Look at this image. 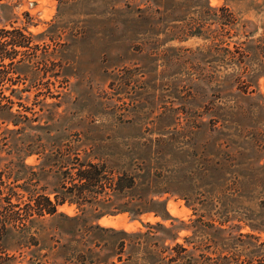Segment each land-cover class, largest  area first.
<instances>
[{"label": "rangeland", "instance_id": "1", "mask_svg": "<svg viewBox=\"0 0 264 264\" xmlns=\"http://www.w3.org/2000/svg\"><path fill=\"white\" fill-rule=\"evenodd\" d=\"M11 25L31 33L32 62L1 89L29 118L0 112L1 169L30 165L52 199L61 142L126 158L151 144L180 191L165 218L96 219L127 234L95 227L93 202L57 204L3 233L15 264H264V72L238 69L264 54V0H0Z\"/></svg>", "mask_w": 264, "mask_h": 264}, {"label": "trees", "instance_id": "2", "mask_svg": "<svg viewBox=\"0 0 264 264\" xmlns=\"http://www.w3.org/2000/svg\"><path fill=\"white\" fill-rule=\"evenodd\" d=\"M193 33H200V25H197ZM31 44V33H24L19 26L11 25L9 29L0 27V112L10 115L8 120L14 125L29 118L26 114L28 106L17 101L21 108L13 107L12 98L3 94L1 86L4 81L14 82V77L10 73H15L17 64L30 65L31 57L25 55L24 51ZM258 48L264 49L261 45H258ZM248 50L249 47L246 48L247 53L239 52L238 62L244 54L249 55ZM258 52L261 57L251 65L239 64V72H245L246 76L250 73L254 75L256 72H264V59H262L264 54L259 50ZM240 75H236L235 78L239 79L243 86L247 85ZM100 146L93 143L80 148L66 141L49 150L52 158L47 164L50 167L54 166V170L60 175L58 186L52 189V199L47 194L35 190L36 180L32 176L34 171L29 169L30 165L21 161L18 167L12 165L6 169L7 172L0 168V209H2L0 240L8 228H15L21 233L28 224L26 221L30 222L37 217H43L46 213H53L56 205L65 201L77 205L93 202L94 226L99 229H110L113 233L128 232L113 226L99 225L96 219L103 214L116 212H126L132 218L145 212H152L162 218L167 217L166 196L180 191L174 186L175 175L173 176L170 170L163 166V161L157 158L161 148L157 145L152 147L151 144H142L140 152L126 158L127 149L100 151ZM80 150L82 156L79 154ZM17 179L21 181L18 182ZM185 204L192 205L187 198ZM156 224L162 226L159 222ZM151 225V223L146 224L148 227ZM123 242V238L118 240L116 252L121 250ZM14 257L0 244V264H15ZM173 259H175L174 254H170L168 260ZM117 260H120V255H117Z\"/></svg>", "mask_w": 264, "mask_h": 264}]
</instances>
